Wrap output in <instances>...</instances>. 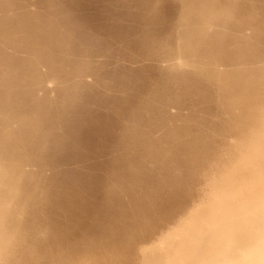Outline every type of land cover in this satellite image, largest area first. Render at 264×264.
Returning a JSON list of instances; mask_svg holds the SVG:
<instances>
[{
	"label": "rangeland",
	"instance_id": "374dc122",
	"mask_svg": "<svg viewBox=\"0 0 264 264\" xmlns=\"http://www.w3.org/2000/svg\"><path fill=\"white\" fill-rule=\"evenodd\" d=\"M0 264H264V0H0Z\"/></svg>",
	"mask_w": 264,
	"mask_h": 264
},
{
	"label": "bare ground",
	"instance_id": "6f19581e",
	"mask_svg": "<svg viewBox=\"0 0 264 264\" xmlns=\"http://www.w3.org/2000/svg\"><path fill=\"white\" fill-rule=\"evenodd\" d=\"M252 184H254V186H257V185H255V183H253V182H252ZM252 184H250V186H251ZM252 186H253V185H252ZM251 189H253V187H252ZM249 191L252 192V190H249ZM247 195H248V194H247ZM246 197H247V196H246ZM250 197L252 198V195H251ZM250 197H249V198H250ZM253 197H254V196H253ZM251 198H250V199H251ZM248 200H249V199L246 198V201H248ZM246 201H245V202H246ZM239 202H240V201H239ZM245 205H246V204H245ZM245 205H244L243 208H244V210H245V212H246V211L248 210V207H247V210H246V209H245ZM245 212H244V215H245L246 217H248L247 215H249V213H248V214H247V213L245 214ZM247 212H248V211H247ZM246 217H245V219H247ZM248 221H249V220H248ZM190 232H191V231H190ZM187 233H188V232H187ZM188 234H189V233H188ZM196 236L198 237V234H197ZM199 237H202V238H203L202 241L205 239V237H203V236H199ZM208 237H209V236H208ZM205 240H206V239H205Z\"/></svg>",
	"mask_w": 264,
	"mask_h": 264
}]
</instances>
